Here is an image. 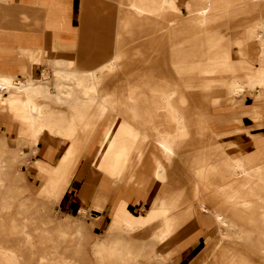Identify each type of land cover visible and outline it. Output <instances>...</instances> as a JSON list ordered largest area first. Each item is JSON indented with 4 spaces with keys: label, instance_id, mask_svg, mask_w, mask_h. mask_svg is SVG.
Listing matches in <instances>:
<instances>
[{
    "label": "rangeland",
    "instance_id": "1",
    "mask_svg": "<svg viewBox=\"0 0 264 264\" xmlns=\"http://www.w3.org/2000/svg\"><path fill=\"white\" fill-rule=\"evenodd\" d=\"M116 1L81 0V16H83L82 7L85 5L89 11H87L86 17L92 24L85 33L84 31L82 33L87 37L101 35L100 26L110 17L111 13H107L110 11L109 6L115 7ZM188 1L191 8L186 10ZM262 1L162 0V4L157 7L159 15L150 17L154 24L155 21L157 24L160 21L161 33L152 34L149 37L138 33L139 29L143 28V21L140 17L126 11H119L118 28L120 34L126 36L118 40L116 57L110 59L109 67L105 62L96 70H84L78 69L71 62L60 61L58 63L40 58L34 59L33 67L35 68H32V72L28 76L29 80L12 81L1 74L0 96L7 92L22 94L27 97V103L9 104V108L14 111L15 125H8L7 121L0 120V124L6 127L2 132L0 130V133L4 134L2 145L6 147V150L2 152L4 154L2 158L8 159L5 166L0 168V264H189L191 258L198 256L203 248L205 249L207 243L216 239H218L217 246L207 248L212 251L210 254L212 257L206 264L214 260L218 256V252L221 253V251L224 256L220 255L212 263L229 262L233 260L232 257L236 256L229 264H264V160L251 169L244 170L242 168L241 174L233 178L221 175L218 162L224 158V147L220 145L213 148L215 144L213 139L207 141L200 139L194 143V133H189L184 141L188 143L189 147L185 151L176 152L171 167L175 174H180L186 179L189 178L190 183L191 179H194L202 189L200 194L205 196L207 201L210 197L215 198L219 193H224L221 190L231 181L238 187V195L228 199H225L223 194L221 195L220 204L223 212L227 214L223 218L224 224L214 221L212 213L214 214L215 210L212 208L201 212L197 199L193 200L194 208L190 212L186 211L184 207L178 211L169 212V216L181 218L182 227L191 221H196L198 217H202L203 222L199 227V236L191 241L194 242V245L188 246L184 242L166 243L164 249L173 252L168 261L164 260L168 255L167 252L161 249L160 222H157L148 232L141 229H121L119 224L113 223L109 219V215L101 223L102 216H99V212L95 210L83 214L81 210L70 208L66 203H53L42 196L38 190L42 179L39 178L41 173L37 170H34L32 174L26 173L24 179L18 181L22 188L23 198L15 197L16 191L11 188L12 183L8 181L13 180L14 184L17 172L24 173L35 158L43 159L45 148L51 147L57 150L58 140L53 138L49 139L45 145H41L42 147L40 146L36 154H32V138L34 135H40L42 123L46 126L49 125L50 130L60 129L57 131L59 135L69 121L80 127L84 121L89 119L86 116L89 115L92 108L89 100L83 96L84 91L89 89L91 83H94V87L103 92L107 82L105 79L111 75L114 79H120L119 85L126 83L130 86L139 79L158 76L157 78L169 77L172 79V83L177 84L188 78L191 80L192 86L195 88L199 86L197 91L201 89V85L207 87L203 91L211 101L201 115L208 122V135H215L217 139L222 140L223 137H219L218 131L230 130L236 124L220 126L215 123L216 119L212 117L219 113H227L229 108L223 102V97L229 100H238L237 95H234L235 83L232 82L234 77L236 79L239 78L236 75H240L247 81L243 85L245 88H242L240 92V111L248 112L249 107L243 102L245 100L250 102V97L253 94L260 96L258 91L264 89V72L258 62L259 57H264V46L260 45L264 39V28L258 25L255 16L251 15L249 20L247 17L245 20L244 17H241L242 15L237 17L236 13L242 7L254 10V14L258 8L257 14H264V5L260 4ZM200 9H204L203 13ZM228 23L229 25L226 26ZM240 24L249 28L251 32L240 34L242 28ZM150 26L153 27V24ZM177 31L186 38L176 41L175 44H169L167 37L172 38L171 36L175 35ZM79 32L80 27L78 34ZM217 32H219V36ZM130 35L132 36L130 37ZM90 36L85 38L86 40L82 39L80 44L85 43L83 46L89 47L90 44L96 43L97 41ZM155 38L161 39L160 45L159 43L153 44ZM207 38L209 39L207 40ZM251 47H255L257 52L259 50L256 58L249 55ZM241 52L246 55H242ZM49 56L72 58L75 57V50L73 48L60 49V55L49 53ZM259 79H263V84L256 83ZM3 80H7L8 84H3ZM75 83L77 86H74ZM78 84L80 85L78 86ZM256 84L259 88L250 89ZM85 92L84 94H87V91ZM176 96L174 94L171 98L177 104ZM187 104L190 107H195L198 102L190 101ZM31 106H34V110H32L33 125L28 131L22 128L20 113L24 109L30 110ZM162 106L163 108L155 118L146 124L147 135L144 136L142 131L139 133V142L153 143L158 136L165 133L164 131L174 130L176 133L179 125L167 117L166 100L162 101ZM34 114L36 117L47 116V119H42L41 123L39 118L33 117ZM141 120L143 119L141 118ZM102 121L101 123L106 126L105 122L108 120L104 118ZM262 123L264 124V115ZM103 124L95 128L92 134L93 138L99 128L104 127ZM203 131L206 130L203 129ZM251 131L264 133V128L262 130L253 128ZM235 138L236 135L232 134L227 140L233 141ZM253 138L248 147L263 145L261 139L264 136L262 134L259 136L253 134ZM244 143L245 141L242 142V144ZM242 144L241 146H243ZM235 145L239 146V144ZM237 146L226 145V149L229 152L235 151ZM85 152L89 154L88 164L83 165L85 162L83 160L78 166L83 170L89 167L91 154L92 157L97 158L99 150L93 151L92 149L91 152ZM129 153L132 156L135 151L129 150ZM58 159L60 162V153ZM98 162L104 164V159H99ZM232 162L227 166V169L233 167ZM8 165H12V167H8ZM4 173L12 174V178H1ZM62 174L63 165H60V175ZM133 180L143 181L144 179L141 175H136ZM189 182L177 183L181 194L187 192ZM138 201L135 205L136 209L144 212L149 205L142 208L143 200ZM157 201L159 199L155 195L154 204ZM111 242H114L115 245L109 246Z\"/></svg>",
    "mask_w": 264,
    "mask_h": 264
},
{
    "label": "crops",
    "instance_id": "2",
    "mask_svg": "<svg viewBox=\"0 0 264 264\" xmlns=\"http://www.w3.org/2000/svg\"><path fill=\"white\" fill-rule=\"evenodd\" d=\"M127 2V0H117L115 7H113V5L109 6L110 11L107 13L111 14L110 17L106 19L105 23L100 26L102 34H97L93 37L89 35L97 42L93 45L90 44L89 47H85L83 46L85 43L82 45L80 42L82 39H87L89 37L84 35V33L92 24L89 23L90 19L86 17L89 11L85 5L82 7L83 16H81V0H0V76L2 74L12 81L20 80L23 82L24 79L29 80L28 76L32 72V68H35L33 67L34 59L40 58L58 63H60V61L71 62L78 69L84 70H96L103 66L105 62L109 67L110 59L116 57L118 40L126 36L122 33L120 34L118 28L119 11H126L142 19L143 28L139 29L140 31L138 32L143 34L142 36L149 37L152 34L156 35L161 33L160 21L158 24L157 21H155L154 24L149 20L151 15H159L158 8L157 12L139 11L134 5L127 4ZM261 3L264 5V0L260 2V4ZM120 6H124L125 8ZM158 6L159 5H157V7ZM126 7L131 9H127ZM190 8L191 6L188 1L186 3V10ZM257 9L256 14H254V10L241 7L236 11L237 17L238 15H242L241 17H244L245 20H249L250 17H252L251 15H253L257 20L258 16L262 15V13L257 14ZM150 24H153V27H151ZM240 26L242 27L239 32L240 34H249V32H251L246 26L242 24H240ZM79 27L80 32L78 34ZM83 31L84 33H82ZM217 33L219 35V32ZM131 36L132 35H130V37ZM77 37L79 38L76 41ZM171 37L172 38L167 37L169 44H175L176 41L186 38L180 35L178 31ZM147 39L149 40L150 38ZM159 42H161V39H153L154 45ZM72 48L75 50V57L62 58L58 56L52 58L49 56V53L60 55V49ZM241 53L242 55H246L244 52ZM258 53L259 50L257 52L255 47H251L249 50V55L252 58H256ZM42 55H44V58H42ZM262 66L264 65L262 64ZM106 74L109 75V73ZM236 76L239 78L235 79L234 77V80H232V82L235 83L234 87H236L237 83H242L244 85L247 82L240 75ZM156 79L157 78L139 79L133 85L129 86L126 85V83L124 85H119L121 82L120 79H114L111 75V77L105 79L107 82L103 92L98 91L96 87H94V83H91V85L89 84V89L85 90L87 94H84L86 93L85 91L83 93V96L91 102L92 106L89 115L86 116V118L88 117L89 119L84 121L80 127L74 122L69 121L61 130L60 135L57 134V131L60 129L53 128L50 130L49 125H47V127L42 123V119H47V116L36 117L34 114L33 117L39 118L42 123V131L40 135H37L39 136L37 152L40 146L45 145L49 139L57 138L59 145L57 146V150L51 147L45 148L43 159L35 158L24 173L17 172L18 174L15 176L16 181H14V184L13 180H8L12 183L11 188L16 191L15 197L23 198L21 195L22 188L18 181H22L26 173L32 174L34 170H37L41 173L39 178L42 179V183L38 190L42 196L53 203H66L70 208L73 207L79 210L85 209L83 214H87L90 210H95L99 212V216H102L101 223L104 222L107 215H109V219L113 221V223L119 224L121 229H141L144 232H148L152 230V227L157 222H160L159 238L162 241L161 249L165 248L167 242H184V244H188V246L194 245V242L191 241L199 236V227L202 226L201 223L203 222L201 219L202 217H198L196 221H191L189 224L182 227L181 218L178 216H169V212L178 211L183 207L186 211L190 212V210L194 208V199H197L198 206L204 203L207 209L212 208V210L215 211L222 210L220 204L221 195L223 194L225 199L236 197L238 195V187L231 181L224 185V188L221 190L224 193H219L218 197L214 196L215 198L210 197L207 201L205 196L203 197L200 194L202 189L199 188V184H197L194 179H191L190 183L188 180L189 178L186 179V177L174 173L171 167L174 155L177 151H185L187 147H189L188 143L184 141L189 133H194V143H197L200 139H206V141L213 139L215 140L213 148L220 145L224 147V158L218 162L219 171L222 173L221 175L233 178L241 174L242 168H244V170H246V168L251 169L256 166L257 163L263 161L264 152L262 151L264 149V138L261 139L263 141L261 147L253 146V148L248 147V145H250V142L254 139L253 134L258 136L262 134L264 136V133L261 131H254V133L251 131L253 128L260 130L264 128V124L262 123L264 102L263 97H261V95L264 94V89L258 91L260 96L253 94L252 97H250V102L246 100L243 102L244 105L249 107L248 112L240 111V96H237L238 100L222 98L229 109L227 113H219L212 118L216 119L215 123L220 126L233 123L236 124V126L230 130L218 131V133H220L219 137H223L222 140H219L215 135H208V122L201 115V113L208 108L211 101L209 96L204 94L203 91L207 89V87L201 85V89L197 91L199 86H196V88L192 86L191 80L188 78L183 79L178 84L175 83L176 85L171 82V78H159V80L157 79L158 81ZM166 80L167 83L165 82ZM262 80L263 79H259L256 83L263 84ZM147 82H149L151 86ZM116 83H118V85H116ZM79 85L80 84H78V86ZM161 85H163V87ZM74 86H77L76 83ZM144 86L145 88H143ZM160 87L163 90H160ZM257 88H259L258 84L250 89ZM176 90L180 91L178 92ZM136 92L137 94L139 92L141 98L139 94L137 96ZM133 93L140 99H137ZM157 94L158 98L156 99V96L153 98L154 95ZM174 94L177 95V104L174 103L171 98V95ZM143 95L144 97H142ZM145 96L147 98H145ZM184 98L187 102L185 100L183 101ZM166 99V115L172 122H178L179 125L176 133L174 130L164 131V136H158L153 143L149 142V144H147L139 142V133L142 131L144 136L147 135L146 124L150 122L151 119L155 118L161 108H163L162 101ZM148 100L151 104L147 102ZM157 101L159 102L157 103ZM190 101H197L198 105L190 107V105L187 104ZM11 103H27V97L22 94L14 93H7L0 96V120L7 121L8 125H15L13 121L14 111L9 108V104ZM156 105L158 106L156 107ZM134 106H136V108ZM132 108H135L138 113V116L135 118L130 115ZM182 109L184 111H182ZM104 118L108 121L111 120V122H105L106 126L101 123ZM141 118L143 120H141ZM20 119L23 121H21L23 124L22 128L29 131L32 126L31 120L33 119L31 110L24 109V111H21ZM100 123L103 124L104 127L99 128L98 132H95L96 134L93 138L92 134L95 128L101 125ZM128 123L132 126L130 127ZM5 128L4 125L0 124L1 132ZM203 129L206 131H203ZM232 134L236 135L235 140H227ZM166 135H168V137ZM3 140L4 134L0 133V155L6 150V147L2 145ZM218 141H221V143H218ZM243 141H245L244 144H242ZM235 144H239V146ZM241 144L243 146H241ZM35 145L32 143V149ZM226 145L237 146V149L229 152L226 149ZM200 148L202 149V147ZM92 149L93 151L99 150L97 158L95 156L92 157L91 154L89 167L85 170H83V168L79 169L78 166L81 161H85L83 163V165L86 163L85 166L88 164L89 160H87V157L89 154H86L85 151L91 152ZM129 150L135 151V154L131 156ZM59 153L60 162L58 161ZM99 159H104V164L99 163ZM231 161H233V167L227 169ZM60 165H63L62 175H60ZM8 167H12V165H8ZM136 175H141L144 180L134 181L133 177ZM247 175L256 176L251 174ZM1 178L11 179L12 174L4 173ZM183 181L189 182V188L186 193L181 194L177 183ZM127 183L129 185H126ZM137 185L139 186L137 187ZM155 195L159 199L156 204H154ZM141 199L144 202L142 208L149 205L144 212L138 211L135 206L139 202L138 200ZM200 210L201 212H206V210H202L201 208ZM212 215L214 221L217 223L213 213ZM217 240L218 239L212 240V242L210 241L207 243L205 249L203 248L202 252L195 258H191L189 264H206L212 257L210 255L212 251L207 248L216 247ZM113 243L114 242H111L109 246L115 245ZM165 251L168 255L165 256L164 260L168 261L171 259L170 257L173 252L170 250ZM222 252L223 251H221V253ZM221 253L218 252V256H216L214 260L219 258L220 255L224 256V254ZM235 257L236 256L232 257L233 260ZM214 260H211L208 264H211ZM229 262H222L221 264H229Z\"/></svg>",
    "mask_w": 264,
    "mask_h": 264
},
{
    "label": "bare ground",
    "instance_id": "3",
    "mask_svg": "<svg viewBox=\"0 0 264 264\" xmlns=\"http://www.w3.org/2000/svg\"><path fill=\"white\" fill-rule=\"evenodd\" d=\"M128 2H127V4H130V5H134L136 8H137V10L139 9V11L140 10H143V11H149V12H157V5H161V0H127ZM125 8V7H124ZM127 8V7H126ZM127 9H131V8H127ZM200 11H201V13H203V11H204V9H200ZM129 12V11H128ZM147 19V18H146ZM150 20V19H149ZM257 20H258V25H260V26H262L263 28H264V14H262V15H259L258 16V18H257ZM165 22V21H164ZM229 25V23L228 24H226V26H228ZM168 29V28H167ZM143 35V34H142ZM219 36V35H218ZM220 38V37H219ZM223 38V37H222ZM209 38H207V40H208ZM163 40V39H162ZM207 40H206V42H207ZM211 40V39H210ZM224 40V39H223ZM164 41H165V39H164ZM163 42V41H162ZM167 42V41H166ZM165 43V42H164ZM215 43V42H214ZM161 43H159V45H160ZM167 44V43H166ZM237 45V44H236ZM260 45L263 47L264 46V39H263V42H261L260 43ZM209 51V50H208ZM240 53V52H239ZM227 58V57H226ZM258 62H259V64L261 65L260 66V68L261 69H263V72H264V66H262V64L264 65V57H259L258 58ZM124 64H125V62H124ZM127 64V63H126ZM159 70V69H158ZM160 72V71H159ZM161 73H163V72H161ZM160 74V73H159ZM146 75V74H145ZM165 75V74H164ZM158 77V76H157ZM156 77V78H157ZM163 77V76H162ZM167 78H169V77H167ZM158 80H159V78H157ZM156 79V80H157ZM161 79H163V78H161ZM242 79V78H241ZM145 80V79H144ZM157 80V81H158ZM165 80V79H164ZM2 81V80H1ZM4 81V80H3ZM7 81V80H6ZM6 81H4V83L3 84H8V82H6ZM146 81V80H145ZM172 81V80H171ZM164 82V81H163ZM166 83H167V80L165 81ZM164 82V83H165ZM168 82H170V81H168ZM242 82V81H241ZM148 84H149V82H147ZM156 83V82H155ZM162 83V82H161ZM144 84V83H143ZM169 84V83H168ZM175 84V83H174ZM145 85V84H144ZM147 85V84H146ZM150 85V84H149ZM154 85V84H153ZM152 85V86H153ZM176 85V84H175ZM2 86V84H1V82H0V87ZM148 86V85H147ZM151 86V85H150ZM150 86H148V87H150ZM162 87H163V85H161ZM159 87V86H158ZM176 87V86H175ZM143 88H145V86L143 87ZM242 88H243V84L242 83H237L236 84V87H235V89H234V95L236 94L238 97L240 96V92H241V90H242ZM245 88V87H244ZM243 88V89H244ZM134 89H136V88H134ZM138 89H140V88H138ZM150 89V88H149ZM156 89H159V88H156ZM162 88L160 87V90H161ZM171 89V88H170ZM129 90V89H128ZM163 90V89H162ZM174 90V89H173ZM224 90V89H223ZM134 91V90H133ZM132 91V92H133ZM137 91V90H136ZM144 91V90H143ZM147 91V90H146ZM155 91V90H154ZM159 91V90H158ZM168 91V90H167ZM176 91H178V90H176ZM180 91V90H179ZM178 91V92H179ZM182 91V90H181ZM131 92V93H132ZM149 92V91H148ZM153 92V91H152ZM152 92H151V94H152ZM162 92V91H161ZM177 92V93H178ZM8 93V92H7ZM142 93V92H141ZM155 93V92H154ZM159 93V92H158ZM163 93H164V91H163ZM174 93V92H173ZM183 93V92H182ZM195 93V92H194ZM129 94V93H128ZM134 95H135V93H133ZM136 94H137V92H136ZM138 94H139V92H138ZM138 94H137V96H138ZM145 94V93H144ZM160 94V93H159ZM165 94V93H164ZM185 94V93H184ZM130 95V94H129ZM142 95V94H141ZM146 95V94H145ZM149 95H150V93H149ZM153 95V94H152ZM161 95V94H160ZM136 96V95H135ZM137 96H136V98H137ZM147 96V95H146ZM145 96V98H147ZM155 96H156V99L158 98V94L157 95H154V97L153 98H155ZM172 96V95H171ZM225 96V95H224ZM139 97H140V94H139ZM137 98V99H140V98ZM142 97H144V95L142 96ZM150 97H152V96H150ZM149 97V98H150ZM181 97H182V95H181ZM148 98V99H149ZM163 98V97H162ZM143 99V98H142ZM141 99V100H142ZM180 99V98H179ZM99 100V99H98ZM130 100H131V98H130ZM144 100H146V99H144ZM150 100V99H149ZM149 100L147 101V102H149ZM185 100V98L183 99V101ZM161 101V100H160ZM166 101H167V99H166ZM182 101V102H183ZM186 101V100H185ZM142 102V101H141ZM145 102V101H144ZM152 102H154V101H152ZM159 101H157V103H158ZM187 102V101H186ZM91 103V102H90ZM106 103V102H105ZM150 104H151V102H149ZM157 103H154V104H157ZM181 103V102H180ZM117 104H118V102H117ZM167 104H168V102H167ZM115 105V104H114ZM160 105V104H159ZM184 105V104H183ZM189 105V104H188ZM158 105H156V107H157ZM32 107V106H31ZM133 107V106H132ZM135 108H136V106H134ZM159 107H161V106H159ZM135 108H132L131 109V116L133 117V118H135V117H137L138 116V113H137V111H136V109ZM176 108H177V106H176ZM186 108V107H185ZM184 108V109H185ZM31 110V112H32V110H34V106L30 109ZM182 111H184L183 109H182ZM186 111V110H185ZM146 113H147V111H146ZM181 113V112H180ZM129 114V113H128ZM149 114V113H148ZM146 115V114H145ZM149 116V115H148ZM145 118V117H144ZM131 119V118H130ZM146 119V118H145ZM176 119V118H175ZM177 121V120H176ZM192 122V121H191ZM31 124H32V120H31ZM129 124V123H128ZM177 124H178V122H177ZM33 125V124H32ZM130 125V124H129ZM132 125H130V127H131ZM182 128V127H181ZM82 129H84V128H82ZM71 132V131H70ZM69 132V133H70ZM68 133V134H69ZM72 133V132H71ZM183 133V132H182ZM169 135V134H168ZM168 135H166L167 137H168ZM185 135V134H184ZM163 136H164V134H163ZM162 136V137H163ZM187 136V135H186ZM183 138V137H182ZM165 140V139H164ZM32 143L35 145V147L32 149V154H36L37 153V144L39 143V136H33V138H32ZM67 149V148H66ZM67 153V152H66ZM64 154V153H63ZM65 155V154H64ZM2 156H4V154H2L1 153V155H0V168H2L3 166H5V164H6V160H8L7 158H2ZM68 156V155H67ZM64 157V156H63ZM66 157V156H65ZM67 158V157H66ZM137 158V157H136ZM62 160V159H61ZM65 160V159H64ZM229 160V159H228ZM237 174V173H236ZM199 206H200V208L202 209V210H206L207 209V206L204 204V203H202V204H199ZM82 212H84L85 211V209H80ZM214 215H215V218H216V220H217V223H223L224 224V220H223V218H224V216H226L227 214H225L224 212H223V210H217V211H215L214 212ZM173 222V221H172ZM166 223V222H165ZM135 225V224H134ZM166 228V227H165ZM170 229V228H169ZM160 231V230H159ZM166 232V231H165ZM165 234V233H164ZM167 234H168V232H167ZM163 236V235H162ZM164 238V237H163ZM232 264V263H231Z\"/></svg>",
    "mask_w": 264,
    "mask_h": 264
}]
</instances>
